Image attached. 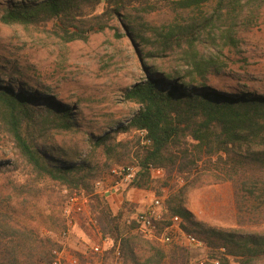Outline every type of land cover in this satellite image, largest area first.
<instances>
[{
	"label": "rangeland",
	"instance_id": "obj_1",
	"mask_svg": "<svg viewBox=\"0 0 264 264\" xmlns=\"http://www.w3.org/2000/svg\"><path fill=\"white\" fill-rule=\"evenodd\" d=\"M33 1L42 0H0V84L37 96L39 101L30 106L38 114L44 111L41 105L68 110L74 126L69 130H49L37 145L54 157L73 159L70 155L73 154L78 156L75 161L88 159L98 171L90 180L89 191L63 185L35 171L19 154L10 135L0 130V164L7 162L0 167V190L9 193L16 188L28 204V212L34 215V222L43 224L40 221L45 220L41 230L56 242L66 227L67 193L74 190L83 191L90 203H94L90 209L100 229L96 195L106 202L112 214L117 213L126 199L128 205L122 221L128 225L153 197L161 199L162 209L168 214L164 206L169 195L167 188L160 194L156 188L111 189L109 169L133 165L138 140L142 143L137 131H116L138 108L123 95L141 79L143 58L147 67L162 69L156 75L153 73V77L161 78L163 70L178 69L181 74L186 73L190 53L206 66L211 63L201 75L193 74L198 82L191 86L203 81L217 91L264 95V0H240L229 11L219 6V0L184 9H175L170 0H151L157 7L155 10L145 12L137 5H130L121 11L123 20L118 15H110L101 1L94 9L85 6L83 14L69 19L52 17L27 25L1 20L5 10L15 4ZM205 19L209 22L193 46L183 43L162 50L157 32L164 33L171 27L193 21L204 23ZM73 26L103 27L90 31L84 39L67 40L63 27L72 31ZM107 133L111 137L105 144L95 147L89 142L90 136ZM219 175L199 166L187 179L174 178L175 187H182L188 181L192 184L185 193L184 204L194 220L208 227L263 232L264 223L239 219L236 189L230 180H221ZM98 181L102 182L101 187L96 185ZM94 230L83 215H74L70 236L78 237V231L97 238ZM77 239L73 241H82L91 262L104 264L110 256V253H92L89 241L80 236ZM192 251L193 258L204 257L207 264L211 263L207 248ZM230 264H239V261L231 257ZM258 264H264V259Z\"/></svg>",
	"mask_w": 264,
	"mask_h": 264
},
{
	"label": "trees",
	"instance_id": "obj_2",
	"mask_svg": "<svg viewBox=\"0 0 264 264\" xmlns=\"http://www.w3.org/2000/svg\"><path fill=\"white\" fill-rule=\"evenodd\" d=\"M101 1L110 15H118L122 20L121 11L130 5H137L145 12L157 8L151 0H42L17 3L5 10L1 20L7 24L27 25L52 17L69 19L83 14L85 6L94 9ZM208 1L170 0V4L175 9H184L199 7ZM239 2L219 0V6L229 11ZM205 20L157 32L162 50L183 43L193 46L195 38L209 22ZM73 27L72 31L63 27L67 40L84 39L90 31L103 26L98 29ZM190 54L186 73L181 74L178 69L163 70L161 78L153 77V73L156 75L162 69L147 67L143 58L141 79L123 95L138 108L116 131H145L133 155L137 171L126 189L156 188L160 194L167 188L169 195L164 206L169 213L163 214L160 225L166 224L171 215L181 217L182 228L205 243L210 262L220 259V264H230L233 257L239 264H258L264 259V231L226 230L194 220L184 204L185 193L192 184L188 181L182 187H175L173 180L187 179L199 166L214 170L221 175L219 179L233 183L239 219L264 223V95L217 91L203 81L191 86L198 82L193 74L201 75L211 63L206 66L194 53ZM148 55L150 53H146ZM35 101H39L37 96L0 84V130L10 135L19 154L39 174L89 191L90 180L98 171L96 165L88 159L75 161L78 156L73 154H70L73 159L51 156V152L37 145L49 130H69L74 126L69 111L41 105L44 111L38 114L30 106ZM110 137V133L90 136L89 142L98 147ZM144 139H149V143ZM2 163L0 167L7 162ZM151 167L164 170L162 176L152 178ZM18 194L16 188L9 193L0 190V264H43L50 260L52 250L59 244L42 232L45 220L40 221L43 224L35 223L26 200ZM94 198L98 202L101 230L111 238L113 245L119 244L124 264H190L195 259L192 251L195 248L164 247L134 232L133 219L129 225L122 221L128 205L126 199L117 213L112 214L104 200L98 195ZM90 205L94 203L91 201Z\"/></svg>",
	"mask_w": 264,
	"mask_h": 264
},
{
	"label": "built area",
	"instance_id": "obj_3",
	"mask_svg": "<svg viewBox=\"0 0 264 264\" xmlns=\"http://www.w3.org/2000/svg\"><path fill=\"white\" fill-rule=\"evenodd\" d=\"M138 133L142 138L145 135L144 130H139ZM144 142L149 143V139H144ZM136 171L137 167L133 165L111 167L109 169V180L112 181L111 189L120 186L126 188L134 178ZM150 174L152 178H159L162 176L163 170L151 167ZM96 185L101 187L102 182L98 181ZM163 214L161 199L153 197L150 203L144 206L133 218L135 222L134 232L148 240H154L164 245L186 246L195 249L205 248L203 240L182 228V219L178 215H171L168 222L161 226ZM74 215H83L95 229L94 233L97 235L98 241L91 246L92 253L96 255L110 253L104 264H124L119 244L113 245L111 238L107 234H103L91 212L89 196L80 190L67 193L64 206L66 227L60 233L59 246L52 250V257L43 264H77V258L66 253V243L70 237V226ZM221 251H224V248H221ZM205 262L206 259L204 257H198L191 261L190 264H205ZM211 262L220 264V259H212Z\"/></svg>",
	"mask_w": 264,
	"mask_h": 264
},
{
	"label": "crops",
	"instance_id": "obj_4",
	"mask_svg": "<svg viewBox=\"0 0 264 264\" xmlns=\"http://www.w3.org/2000/svg\"><path fill=\"white\" fill-rule=\"evenodd\" d=\"M76 233L78 234V237L80 236V237H82V239L89 241V243H91L90 246H92L95 242L98 241L97 238H93V237L90 238L87 235L82 234L81 232L76 231ZM72 236H73V234L70 237H72ZM73 237L74 238H72V239L71 238L68 239V243H67L68 247L66 246L67 255L76 257L77 258V264H97L95 260H93L92 262L90 261L86 247L84 244H82V241L81 242L79 241L77 243L76 241H73V240H75V239L79 240V239H77L78 237L77 236L76 237L73 236ZM70 248L73 249L72 252H70ZM71 253H73V254H71Z\"/></svg>",
	"mask_w": 264,
	"mask_h": 264
}]
</instances>
